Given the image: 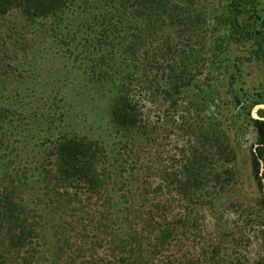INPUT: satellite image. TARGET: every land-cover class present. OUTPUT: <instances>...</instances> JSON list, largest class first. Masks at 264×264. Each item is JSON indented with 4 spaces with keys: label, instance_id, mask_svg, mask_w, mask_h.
I'll return each mask as SVG.
<instances>
[{
    "label": "rangeland",
    "instance_id": "obj_1",
    "mask_svg": "<svg viewBox=\"0 0 264 264\" xmlns=\"http://www.w3.org/2000/svg\"><path fill=\"white\" fill-rule=\"evenodd\" d=\"M5 1L0 138L12 144L0 151V164L15 159L7 166H25L40 215L53 220L47 204L59 199L50 195L55 180L71 182V188L60 187L71 195L84 186L79 175L65 173L73 168L104 174L103 187L95 185L93 199L83 194L82 201L97 209L116 203L115 211L127 205V155L134 152L155 174L159 199L171 207L167 218L177 225L179 240L168 253L185 259L188 251L208 249L214 264H264V157L260 179L252 166L258 140L253 120L264 116V0H166L179 14L189 13L192 24L182 38L177 26L160 27L176 33L180 48L158 59L162 69L152 63L149 69L139 64L129 78L122 72L134 111L147 123L136 132L127 129L122 78L92 76L87 55L68 48L86 37L79 25L88 22L89 12L73 6L43 16L25 12L23 0ZM16 112V120L8 121ZM68 140L87 150L79 167L59 151ZM143 170L148 183L152 177Z\"/></svg>",
    "mask_w": 264,
    "mask_h": 264
},
{
    "label": "trees",
    "instance_id": "obj_2",
    "mask_svg": "<svg viewBox=\"0 0 264 264\" xmlns=\"http://www.w3.org/2000/svg\"><path fill=\"white\" fill-rule=\"evenodd\" d=\"M8 3L0 0V12H5ZM23 4L25 12L43 16L62 14L64 9L73 6L80 12H89V17L86 18L88 22L79 25L85 28L86 37L81 38L76 45L70 42L68 48L71 54L79 50V56L87 55L84 59L93 64L88 72L92 76L97 75L98 79L107 81L117 75L122 78L119 86L124 90L121 100L127 109V120L126 117L117 119L126 120L127 129L132 126L135 132L137 127L146 130V121L142 123L139 120L127 89L124 88L127 80L122 72L129 78L138 72L139 64L142 69L144 66L149 69L154 67L152 63L162 69L163 66L158 65V59L169 57L168 54L174 55L180 49L175 44H178V36L182 38L184 28L192 24L190 14H179L174 8L176 4L173 6L166 0H23ZM103 7L106 8L101 11ZM97 9L99 11L96 12ZM163 24L177 26L179 35H169L160 28ZM119 63L125 65L124 70H118ZM16 114L17 112L10 113L8 121L16 120ZM263 117L261 115V118L253 120L258 140L252 166L258 179L264 157ZM0 121H3L1 114ZM137 121L142 123L141 126H137ZM4 143L0 138V151L3 153L12 144ZM59 151L66 157L67 164L73 167L80 166L82 157L88 158L85 156L87 150L79 142L71 140L62 142ZM9 163L0 164V264H66L68 261L72 264L215 262L214 254L208 249L199 254L188 251L185 259H181L176 253H168L179 240L177 225L167 218V211L171 207H167L159 199L161 189L154 182L155 174L150 172L146 161L134 152L127 155L129 170L127 195L124 196L127 205L122 204L115 211L116 203L101 204L97 209L94 203L82 201L80 195L89 194L90 197H86L92 200L91 194L97 193L92 188L95 185L103 187L104 174L95 175L93 170L91 173L79 174V169L73 168L65 173L70 174V177L79 175L80 178L77 179H82L85 184L78 193L71 195L69 191L60 188L67 181L66 178L62 177L59 183L55 180L50 195L59 199L47 204L53 218L51 222L40 215L41 207L30 199L31 184L28 182V175L22 170L25 166L17 169L16 166L8 167ZM138 166H142V169ZM143 169L152 177L148 179V183L145 182L146 174ZM52 177L56 178L55 174ZM128 180L133 182L130 187ZM64 185L73 187L71 182ZM104 190L107 194L105 186ZM181 193L184 194V190ZM117 203L120 205L119 201Z\"/></svg>",
    "mask_w": 264,
    "mask_h": 264
}]
</instances>
